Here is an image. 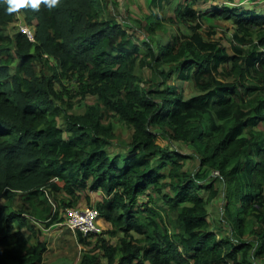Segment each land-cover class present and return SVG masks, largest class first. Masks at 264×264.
<instances>
[{
  "label": "trees",
  "instance_id": "1",
  "mask_svg": "<svg viewBox=\"0 0 264 264\" xmlns=\"http://www.w3.org/2000/svg\"><path fill=\"white\" fill-rule=\"evenodd\" d=\"M7 7L0 0V264H42L47 243L37 222L59 221L60 208L74 206L81 189L103 192L94 206L112 226L107 232L123 234L113 242L102 232L88 239L77 231L91 244L78 264H257L249 256L264 250V127L255 128L264 121V92L253 80L264 82V51L247 54L233 45L229 53L205 39L202 14L189 3L179 14L195 21L191 33L156 48L145 41V53L129 46L132 34L113 16H99L101 0L25 4L11 13ZM213 7L208 15L236 19L239 29L264 28L254 9ZM20 14L33 42L18 26L5 33ZM159 21L148 14L147 30ZM261 35L255 46H264ZM136 63L156 80L136 74ZM173 79L191 80L200 92L185 97L168 86ZM70 85L98 101L76 114L59 108L54 101L63 102ZM111 116L131 129L125 154L109 152L116 137ZM158 135L193 151L161 145ZM191 158L198 159L194 173L184 170ZM206 168L221 178L223 219L234 239L211 228L206 205L218 189L198 180ZM149 188L161 193L162 204L139 202ZM20 193L28 209L13 208Z\"/></svg>",
  "mask_w": 264,
  "mask_h": 264
},
{
  "label": "rangeland",
  "instance_id": "2",
  "mask_svg": "<svg viewBox=\"0 0 264 264\" xmlns=\"http://www.w3.org/2000/svg\"><path fill=\"white\" fill-rule=\"evenodd\" d=\"M103 1L105 8L99 12V16L106 18L107 16H113L119 24L124 26L128 32L132 34L130 36L131 42L130 47L134 44L140 45V52L145 53L146 48L143 46L145 41L152 44L153 48H156L157 44L165 43L171 40L175 35L180 36L182 34H190L191 29L189 25L195 24L194 20H183L179 12L184 10L185 4L189 3L196 11L201 12V25L199 26V31L205 39L217 40L221 45H223L229 53H233L235 49L233 45H238L243 48V50L250 54L251 50L264 51V46H255L258 43V38L261 37V33H264L262 28H257L256 26L245 27L243 29L237 28L235 20L233 18H224L221 15H208V12L216 6L219 10L223 7L229 6H242L247 9H254L259 15H264V0H101ZM156 14L160 19V27H157L153 31H148L146 27V16L148 14ZM23 15H19L13 24H9L5 28V33L12 32L13 25L17 26L20 21L23 20ZM207 30H211L212 34L208 35ZM144 51V52H143ZM39 64L35 63V69L38 70ZM136 74L144 79H148L147 82H153L156 80L152 71L145 67L140 66L136 63L134 67ZM226 79V78H223ZM258 82L260 86H263L261 90L264 92V82L260 78L253 80ZM72 82L66 81V84H71ZM144 82H141L143 84ZM172 89L180 92L183 96L188 97L200 92L193 81L191 80H180L173 79L168 83ZM68 92L64 94L62 101L55 100L54 102L59 105V108H65L69 113H80L83 112L87 104H92L98 101L96 95L87 94L85 97H80L78 93L74 92V87L69 86ZM67 91V90H65ZM257 90L254 92V96L259 94ZM56 120L60 128L63 129V133L66 135L65 131V120L60 114L56 115ZM107 120V119H105ZM110 120L115 126V134L113 144L109 146V152L111 155L118 154L119 152L125 154L126 142L129 140L131 135V129L124 124L118 122L115 116H111ZM264 121L258 123L255 128H263ZM157 141L164 146H168L171 149H176L180 152H192L193 147L191 144L182 142L180 140H171L163 135L157 136ZM119 163L122 162V158L118 159ZM184 170L190 172H196L198 170V159L191 158L188 159L184 165ZM204 177H199L198 180L202 184H207L212 182V184L218 189V194L213 199L209 200L206 207L208 209V219L210 221L211 228L217 233L219 238H224L225 236L234 239L230 234L229 228L223 219V212L221 208L222 200V182L220 176L216 172L205 169ZM162 192H170L169 188H164ZM208 191L202 188V195L206 197ZM161 193L155 192L153 189L149 188L145 193L139 196V202L144 203L150 201L152 204L158 206L162 204ZM104 194L101 190H85L81 189L79 192L73 196L74 206L72 207H84L86 205H96L97 202L101 201ZM63 198L67 200L70 199L68 195H64ZM65 199V200H66ZM2 201V199H0ZM56 203V202H55ZM24 204V208H29V206L24 201V195H20L13 201V208L19 209ZM71 207L60 208L58 212L59 221L57 220L49 226L44 225L43 222H37L42 228L41 237L46 240L47 249L43 253L42 264H78L81 260L83 253L89 248L90 245H85L77 239V231L72 230L66 226L65 219L67 214V209ZM102 225V235L110 238L113 242H117L121 235L123 234L120 230H115L113 234L111 232L112 226L100 220ZM89 237V238H88ZM90 239V235L87 236ZM249 241L253 246L256 245V241L250 238ZM250 260L255 261L257 264H264V250L262 252L254 253L249 256ZM104 262L106 259L103 258ZM227 264H233L228 262Z\"/></svg>",
  "mask_w": 264,
  "mask_h": 264
},
{
  "label": "built area",
  "instance_id": "3",
  "mask_svg": "<svg viewBox=\"0 0 264 264\" xmlns=\"http://www.w3.org/2000/svg\"><path fill=\"white\" fill-rule=\"evenodd\" d=\"M20 30L24 32L30 40H34V32L29 26L20 25ZM100 220L101 218L97 208L93 205H86L84 207L68 208L64 223L68 228L88 235L92 233L97 234L102 231Z\"/></svg>",
  "mask_w": 264,
  "mask_h": 264
},
{
  "label": "clouds",
  "instance_id": "4",
  "mask_svg": "<svg viewBox=\"0 0 264 264\" xmlns=\"http://www.w3.org/2000/svg\"><path fill=\"white\" fill-rule=\"evenodd\" d=\"M44 3L45 6H47L48 8H53L57 3H58V0H7V4H8V7L6 8V11L7 12H14L16 11L18 8L24 6L25 4H27L28 6L32 7V8H38L39 5L41 3ZM22 21H20L18 23V30L21 32L20 30V25H27L25 24H21ZM29 26V25H27ZM30 27V26H29ZM31 28V27H30ZM32 29V28H31ZM33 31V30H32ZM24 33V32H22ZM25 34V33H24ZM26 35V34H25ZM27 36V35H26ZM28 38V37H27ZM29 39V38H28ZM30 40V39H29ZM34 40H35V36H34ZM33 40V41H34ZM31 42H33L32 40H30Z\"/></svg>",
  "mask_w": 264,
  "mask_h": 264
},
{
  "label": "water",
  "instance_id": "5",
  "mask_svg": "<svg viewBox=\"0 0 264 264\" xmlns=\"http://www.w3.org/2000/svg\"><path fill=\"white\" fill-rule=\"evenodd\" d=\"M21 24H24V20H22Z\"/></svg>",
  "mask_w": 264,
  "mask_h": 264
}]
</instances>
